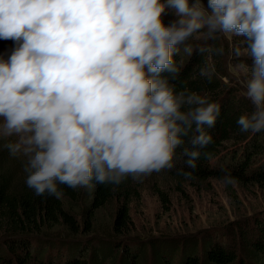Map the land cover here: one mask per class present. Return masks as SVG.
Here are the masks:
<instances>
[{"label":"clouds","instance_id":"1","mask_svg":"<svg viewBox=\"0 0 264 264\" xmlns=\"http://www.w3.org/2000/svg\"><path fill=\"white\" fill-rule=\"evenodd\" d=\"M178 19L163 22L166 9ZM245 37L251 66L246 97L250 114L236 123L240 132L264 130V0H0V40L14 48L0 58V140L25 160L26 186L36 196H64L96 184L143 183L176 166L183 148L195 171L199 149L213 143L221 105L205 94L176 90L180 68L174 56L202 36ZM224 55L212 45L196 49ZM239 57V47L233 48ZM215 65L199 75L209 83ZM167 73L168 76H162ZM183 137L194 150L184 147ZM205 158L211 153L205 152ZM191 179L193 172L177 169ZM224 185L237 183L227 173Z\"/></svg>","mask_w":264,"mask_h":264},{"label":"trees","instance_id":"2","mask_svg":"<svg viewBox=\"0 0 264 264\" xmlns=\"http://www.w3.org/2000/svg\"><path fill=\"white\" fill-rule=\"evenodd\" d=\"M161 2L164 3L165 0ZM178 18L175 10L169 8L163 15V22L168 25ZM245 39L239 36L233 41V48L239 47L240 50H244ZM188 44L193 48V54L189 56L184 52V46H181L180 53L174 56L181 70L180 75L178 79L170 80V83L176 85L177 91L187 88L201 95L207 94L211 101L221 105V110L215 127L205 128L212 136L213 143L199 149L201 156L196 161L195 171L187 167L185 161L188 157H181L183 148H177L176 166L168 172L176 179L184 181L221 179L230 173L236 178L237 184H263L264 130L257 133L250 131L242 133L236 123L241 115L250 114L253 106L237 86L231 85L226 65L229 45L222 43L219 37L203 42L190 39ZM208 45L222 47L224 55H213L209 59L206 54L196 51L199 47ZM236 58L240 62L248 61L250 66L252 64L251 58L247 55ZM205 62L215 65L216 71L211 83L199 75V70ZM162 76L168 74L163 73ZM224 79L229 81L225 82ZM189 138L183 137L184 147L194 150L188 143ZM227 149L230 152L222 158L223 151ZM205 152L211 153V158H205L203 155ZM7 155V149L1 148L0 264H53L48 262L49 260H44L45 249L41 251L36 249L32 252V243L30 244L32 240L45 247L53 244L65 247L66 253L68 251L69 255H73L64 264H264V209L242 225L234 223L235 226L228 231L225 244L217 240L214 242V238L207 236L201 239L193 236L184 239H155L151 236L146 240L137 241L138 245L134 249L130 246L134 242L119 237V233L128 229L131 199H128L129 189L124 184L125 180L119 186L96 184L91 189L86 188L87 191L84 188L73 190L60 185L64 192L62 199L58 200L47 193L40 197L36 196L26 183L14 181L13 170L6 164ZM177 169L193 172L192 178L187 179L178 174ZM78 200L84 203L80 205V212H83L82 220L80 217L76 218L72 212L74 207H77ZM103 208L110 211L109 226L104 229L106 232L100 237L86 239L87 244L67 242V239L75 240L76 236L73 235L80 232L100 235L93 231L89 221L86 220L84 223L83 220L90 219ZM254 218L259 219L251 222ZM53 229L58 232L56 238L49 233ZM105 237L107 240H100Z\"/></svg>","mask_w":264,"mask_h":264},{"label":"rangeland","instance_id":"3","mask_svg":"<svg viewBox=\"0 0 264 264\" xmlns=\"http://www.w3.org/2000/svg\"><path fill=\"white\" fill-rule=\"evenodd\" d=\"M201 2L207 7L208 0H201ZM218 37L222 43L229 45L226 65L231 77V85L237 86L239 91L246 95V84L250 78V72L246 73L237 68L236 65L239 63L249 65V62L238 61L233 52V41L239 36L232 37L220 34ZM192 40L203 42L205 39L198 36L193 37ZM13 48L14 44L11 40H0V58L7 60ZM240 56H246L244 50H241ZM224 81L228 82L229 79H224ZM15 140V137L0 140V146L8 142H15ZM229 152L228 149L223 151L222 158H225ZM7 154L6 160L8 161L6 164L13 170L14 181L25 183L27 174L24 172V158L12 156L8 150ZM222 179L208 178L204 181H184L173 177L168 170L153 173L143 183H137L130 177L125 179L123 182L129 189L128 199L131 200L129 201L128 229L126 232L119 233V237L134 242V244H130L131 248L134 249L138 245L137 241L146 240L151 236L155 239H184L192 236L201 239V237L207 236L214 238V242L217 240L225 244L228 239V231L235 226L234 223L242 225L246 223L247 219L255 217L264 209V183L260 185L235 183L226 186L222 183ZM84 190L87 191L86 188ZM76 203L77 207H74L72 212L76 218L80 217L82 220L83 212H80V205L84 203L80 200ZM109 216V209L103 208L97 211L95 216L83 220L84 223L86 220L89 221L93 231L100 233V235L80 232V234L73 235L76 236L75 240L67 239V242L87 244L88 240L86 239H93L95 236L100 237L103 232H106L105 227L109 226ZM259 218H254L251 222ZM76 223L81 224L80 222ZM123 229L125 230V228ZM58 231L61 233L60 230ZM49 233L54 238L58 234L54 229ZM100 240H107V237ZM30 244L32 245V252H35L36 249L39 251L45 249L44 260H49L48 262L53 264H64L73 255H69L68 251L66 253L65 247L57 246L59 244H51L52 246L45 247L43 244H36L34 240Z\"/></svg>","mask_w":264,"mask_h":264}]
</instances>
